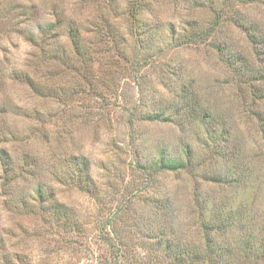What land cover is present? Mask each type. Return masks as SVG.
<instances>
[{"label":"rangeland","instance_id":"1","mask_svg":"<svg viewBox=\"0 0 264 264\" xmlns=\"http://www.w3.org/2000/svg\"><path fill=\"white\" fill-rule=\"evenodd\" d=\"M207 238L264 263V0H0V264Z\"/></svg>","mask_w":264,"mask_h":264},{"label":"trees","instance_id":"2","mask_svg":"<svg viewBox=\"0 0 264 264\" xmlns=\"http://www.w3.org/2000/svg\"><path fill=\"white\" fill-rule=\"evenodd\" d=\"M130 14L132 18H137L140 16V11L138 8H136V5L133 4L130 9ZM69 32L72 31L69 30ZM208 35V34H206ZM196 36V35H194ZM168 165L170 167H173L171 161H167ZM211 230V229H210ZM213 231V230H212ZM214 232H216L214 230ZM208 239V244L205 245V254L201 257V260H205L206 262H209L211 264H231V259L233 258V250H232V245H226L225 247L219 246L218 243L215 241L214 238H207ZM249 244V243H248ZM252 247V246H251ZM115 251V247H113ZM260 257H263L264 259V243L260 247ZM264 264V263H262Z\"/></svg>","mask_w":264,"mask_h":264}]
</instances>
